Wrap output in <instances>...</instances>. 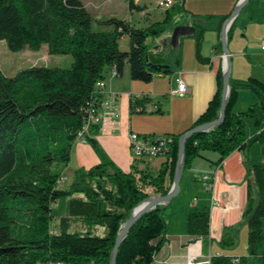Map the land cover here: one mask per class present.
Masks as SVG:
<instances>
[{"label": "trees", "instance_id": "trees-1", "mask_svg": "<svg viewBox=\"0 0 264 264\" xmlns=\"http://www.w3.org/2000/svg\"><path fill=\"white\" fill-rule=\"evenodd\" d=\"M185 1L175 0L164 20L148 27L111 18L98 21L97 28L104 27L98 30L80 0H0V42L11 52L39 51L46 45L49 55L73 59L69 68L30 67L14 77L0 70V264H111L118 235L134 208L152 197L150 191L159 197L169 194L183 135H164L171 142L163 155L154 157L164 158L157 170H152L148 158H142L125 172L105 157L93 139L97 125L89 127L86 140L101 162L75 171L67 189H60L59 183L80 132L100 108L103 91L98 84L105 83L108 69L121 77L129 66L131 79L147 84L155 76L172 74L167 59L151 51L147 41L162 36L164 26L185 12ZM127 5L131 12L147 10L136 0H127ZM230 16H207L194 25L200 62L209 61L202 56L205 33L217 25L220 35ZM124 40L128 48L122 50ZM217 49L223 50L222 44ZM223 85L219 68L216 94L189 131L219 119ZM241 91L251 92L257 103L235 113ZM145 102L135 100L134 112L145 113ZM256 145L264 157V82L231 77L224 122L188 138L184 171L207 152L219 155L213 165L219 166L235 152L246 153L249 161ZM248 164L256 189L254 193L248 188V253L239 258L214 256L210 264H264V161ZM61 199L69 201L67 215L60 218L57 229L52 209ZM166 210V206H157L138 220L121 243L116 264L154 262L167 244ZM187 232L208 236L210 211H190ZM223 244L235 245L230 237Z\"/></svg>", "mask_w": 264, "mask_h": 264}, {"label": "crops", "instance_id": "crops-1", "mask_svg": "<svg viewBox=\"0 0 264 264\" xmlns=\"http://www.w3.org/2000/svg\"><path fill=\"white\" fill-rule=\"evenodd\" d=\"M239 1L234 2L230 13L226 12L229 9L224 4L221 8H209L206 12H196L199 14L193 13V15L200 18L202 22H204V17L207 16H227L232 14ZM136 4L142 6L141 0H136ZM242 11L234 22L231 39L228 42L231 62L244 56L237 47L238 42H240L239 34H242L243 42L247 45L246 50L249 51L252 48L249 28L241 30L237 25L239 18L242 16ZM129 12L131 16L126 19L127 21L143 28L150 25L149 17L144 25H139L134 21L137 15L148 14V10L139 14L135 11ZM253 15L252 12L244 15L243 20L245 23L250 20L253 23ZM256 21L259 23L258 20H255L254 24ZM215 27L209 29L204 35L202 56L209 59L208 62H200L197 59L193 45L190 47L189 43L184 42L185 37L180 42L178 39V42L174 40L170 44L166 38L160 36L157 39H148L147 44L150 46V41L153 40L156 47L151 51L163 55L169 53L173 56L171 60H167L172 68L171 75L155 76L153 81L147 84L132 80L129 66H126L121 77L116 75L114 69L107 70L106 87L99 108L102 120L98 127V133L93 136V139L97 142L105 157L114 162L121 170L130 171L135 161L130 151V136L132 134L151 136L184 135L208 109L209 103L217 91L218 70L221 68L222 73L224 71L223 50L217 49V46L222 44V31L219 35ZM182 29L180 28L178 33L182 32ZM184 29L190 30L191 25ZM193 31L189 37H186L193 39L195 30ZM209 34H216V41L213 42L211 50L208 47L205 49ZM260 39H264V33ZM211 41L213 40L210 39ZM245 56H247L246 52ZM253 57L257 61H259L258 59L264 60V56ZM248 58H251V56L248 55ZM249 64L254 67H248L246 70L249 78L253 77L264 82V62H249ZM176 78H181L186 84L188 88L186 94L176 95L173 93L176 89ZM232 78L239 81L246 80L238 72L236 64H233ZM243 92L248 91L240 92L233 109L235 113L245 112L251 105L257 103L252 93L251 95L247 93L242 95ZM142 99L146 100L145 109L151 110V112H148L149 115H145L147 112H134L132 108V103L135 100ZM177 101H180V106L176 112L175 103ZM241 103L247 104L248 108L242 112L236 111L235 108ZM134 113L139 115H134ZM154 114L156 115L152 116ZM152 121H160L161 124L148 125ZM250 157L248 161L246 153L235 152L218 166L213 165V162L219 159L218 154L206 155L205 158L196 159L190 169L183 171L185 176L182 175L179 195L170 203L163 205L167 207L169 222L167 244L157 253L152 264H185L193 257L198 258L199 264H210L214 256L224 255L239 258L247 255L248 225L245 212L248 188L251 187L253 192L256 193L253 179L249 176L247 170L248 163L260 162L252 155ZM101 160L90 141L86 143L75 142L71 159L72 162L76 161L78 165L75 171L79 169L88 170L98 165ZM261 161H264V157ZM207 177L209 178L208 182L205 181ZM203 209L210 211V234L206 237L189 235L187 232L189 212ZM226 237L232 238L235 245L232 247L225 246L223 239Z\"/></svg>", "mask_w": 264, "mask_h": 264}, {"label": "rangeland", "instance_id": "rangeland-1", "mask_svg": "<svg viewBox=\"0 0 264 264\" xmlns=\"http://www.w3.org/2000/svg\"><path fill=\"white\" fill-rule=\"evenodd\" d=\"M85 5V7L88 9V11L91 13V16L94 19V25L96 26V29H104V27L97 28V22H104L111 18H116L119 20H126L129 19L131 14L128 9L127 0H80ZM163 0H141V5L145 7L148 10V14H141L137 15L135 18V22L139 25H144L148 21V17L150 18V23L153 24L156 22H161L165 18V12L164 10L160 9L158 7L159 3ZM236 0H186L185 1V12H183L180 15H177L174 17V20L170 23L164 26V33L162 34L161 38L164 37L168 40V42L171 44L175 40V35L177 30L180 28L182 29V32L178 33L180 34L176 40L179 42L185 37L184 42L189 43V46L192 47L195 51V41H193L192 38L189 37L194 31L192 27L197 22H202L200 18L197 16H194V14H199L196 12H206L209 8H221L224 4L227 9H229L228 13H230L231 8L234 6V2ZM233 2V3H232ZM235 10V9H234ZM225 12V13H226ZM234 12V11H233ZM232 12V13H233ZM242 16L239 18L237 25L241 28V30H245V28H249V36L252 41V48L249 51L246 50L247 45H245V42H243L242 34H239V44L237 45L238 50L240 53H243V58H237L233 60L232 63V71H233V64H236V68L238 72L245 78L246 80L249 79L248 73H246V70L248 67H252L249 62H264V60L257 61L253 56L255 57H263L264 52L262 51L261 45L264 42V39H260L261 36L264 33V0H252L247 7L242 11ZM249 12H252L253 15V23L252 21H248L245 23L243 18L244 15L248 14ZM137 13V12H136ZM139 14V13H137ZM205 14V13H200ZM223 14V13H221ZM258 20L254 24V21ZM249 24V25H248ZM191 25L190 30H185V27H188ZM106 29V28H105ZM187 36V37H186ZM210 39L213 41L210 42ZM216 41V34H209L207 36V43L205 44V49L208 47L209 50H211L213 46V42ZM229 42V40H228ZM228 50L229 49V43H228ZM156 47L153 40L150 41V50H154ZM128 48L127 42H124L121 44V49L125 50ZM245 52L246 55L245 56ZM248 55L251 56V58H248ZM168 61L173 58L171 54L168 53V55H163ZM251 59V60H250ZM73 63V59L70 56H52L48 53V48L46 45H43L39 51H31L29 49L23 50L22 52L13 53L9 50L5 42H0V70L8 77H14L17 73H19L21 70H24L26 68L30 67H50V68H69L71 67ZM261 64V63H259ZM264 71V70H263ZM264 75V74H263ZM247 93L248 95H251V92H243ZM170 99V98H169ZM170 102V100H169ZM180 101L175 103V111L177 112ZM150 108V107H149ZM153 108V107H152ZM248 108L247 104L241 103L239 104L235 109L236 111H245ZM148 109H146L147 112ZM154 111V109H153ZM134 115H139L135 114ZM145 115H149L148 112L145 113ZM156 114L152 115L155 116ZM162 121V120H161ZM161 124L160 121H152L149 122L148 125ZM251 133V130L249 131ZM206 155H215L213 152H207ZM252 157H255L256 160H260L262 162V150L260 146H255L251 151ZM146 161L149 163L152 170H157L161 163L164 161V158H148ZM144 166V165H143ZM78 168V165L76 161H71L69 166L65 169L62 179H60L59 187L60 189H67L69 185L72 182L73 174L75 169ZM132 169V168H131ZM130 169V170H131ZM185 176V173L184 175ZM66 178V179H65ZM152 194V197H155ZM68 199H61L58 201L56 205L53 206L52 212L54 215V221L53 226L58 229V221L61 217L67 215V204ZM167 215V210H166Z\"/></svg>", "mask_w": 264, "mask_h": 264}, {"label": "water", "instance_id": "water-1", "mask_svg": "<svg viewBox=\"0 0 264 264\" xmlns=\"http://www.w3.org/2000/svg\"><path fill=\"white\" fill-rule=\"evenodd\" d=\"M250 2L251 0H240L234 12L231 14L230 18L226 21V23L223 26L221 43L223 47V58H224V71H223L224 85H223L222 104H221L219 119L212 123L197 127L194 130L188 131L181 137L174 181H173V185H172V188L169 194L165 197H159V196L151 197L147 201L141 203L136 208H134L130 219L123 226L122 231L118 235L116 246L114 248L112 259H111V264H116V259H117L120 245L125 239V237L127 236V234L130 232V230L133 228V226L138 222V220L141 217H143L146 213L154 210L157 206H162V205H166L170 203L174 198H176L179 195L180 188H181L180 183H181V179H182V175L184 171L185 148H186V142L188 138L191 137L195 133L211 131L224 122L226 108L228 105V98L230 94V79L232 77L231 55H230V52L227 46L228 45V33L233 23L240 15L241 11ZM177 36H178V30L175 35V41H176ZM226 65L228 66L227 70H226ZM179 169H181V172H179Z\"/></svg>", "mask_w": 264, "mask_h": 264}, {"label": "built area", "instance_id": "built-area-1", "mask_svg": "<svg viewBox=\"0 0 264 264\" xmlns=\"http://www.w3.org/2000/svg\"><path fill=\"white\" fill-rule=\"evenodd\" d=\"M175 5V0H163L159 3L158 7L164 11H167ZM262 51L264 52V42L261 45ZM176 89L173 91L176 95H183L188 92L186 84L181 78H176L175 80ZM106 84L100 82L98 89L104 91ZM142 109V108H141ZM143 110L146 109L144 108ZM151 112V110H147ZM102 117L100 111L97 110L90 115L88 122L85 124L84 129L80 132L78 136V141L86 143V134L89 131V127L92 125L99 126L101 123ZM171 141L164 136H151V135H138L132 134L130 136V151L131 156L134 160H140L142 158H154L157 156L163 155V152L167 149L168 143ZM205 181L208 182L209 178H205ZM52 264V263H51ZM53 264H65L63 262L53 263ZM185 264H199L198 258H190Z\"/></svg>", "mask_w": 264, "mask_h": 264}, {"label": "bare ground", "instance_id": "bare-ground-1", "mask_svg": "<svg viewBox=\"0 0 264 264\" xmlns=\"http://www.w3.org/2000/svg\"><path fill=\"white\" fill-rule=\"evenodd\" d=\"M228 27H229V25H228ZM227 67H228V66L226 65V70H227ZM99 84H100V83H99ZM99 84H98V86H99ZM179 172H181V169H179Z\"/></svg>", "mask_w": 264, "mask_h": 264}]
</instances>
